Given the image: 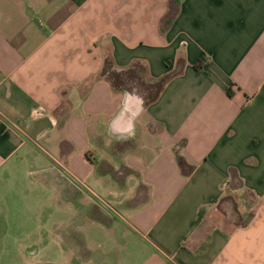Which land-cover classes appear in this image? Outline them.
Masks as SVG:
<instances>
[{
    "label": "crops",
    "instance_id": "0c3cea01",
    "mask_svg": "<svg viewBox=\"0 0 264 264\" xmlns=\"http://www.w3.org/2000/svg\"><path fill=\"white\" fill-rule=\"evenodd\" d=\"M0 264H264V0H0Z\"/></svg>",
    "mask_w": 264,
    "mask_h": 264
},
{
    "label": "clouds",
    "instance_id": "9594fccd",
    "mask_svg": "<svg viewBox=\"0 0 264 264\" xmlns=\"http://www.w3.org/2000/svg\"><path fill=\"white\" fill-rule=\"evenodd\" d=\"M145 112V100L132 91H124L118 112L107 124V134L113 140L124 142L134 139L137 124ZM55 123V121H53Z\"/></svg>",
    "mask_w": 264,
    "mask_h": 264
},
{
    "label": "rangeland",
    "instance_id": "374dc122",
    "mask_svg": "<svg viewBox=\"0 0 264 264\" xmlns=\"http://www.w3.org/2000/svg\"><path fill=\"white\" fill-rule=\"evenodd\" d=\"M248 199H251V198L248 197ZM97 202H98V201H97ZM98 203H99V202H98ZM98 205L102 206L100 203H99ZM110 213L115 214V212H109V213H107V214H108V216L110 215L112 218H115V219L117 218V219H119L120 216L117 217V216H115V215H113V214H110ZM55 224H57V223L55 222ZM50 227L54 228V229L57 231V234H59V237H60L62 228H61V227H58L57 225H52V226H50ZM50 227H48V229L46 230V234H45L44 239L47 240L48 243L52 242V243L56 246V248H57V250H56V255H57V256H58V255L60 256V255H61V249H60V247H57V246L61 244V242H60L61 240H60L59 237H57L56 233H55V236H54V238H53L52 230H51ZM48 254H50V253L46 252L45 250L42 251V252H38V254H37V259H38V260L44 259L45 257H47ZM32 255H33V254H28L29 259H34V258H35V257H33Z\"/></svg>",
    "mask_w": 264,
    "mask_h": 264
},
{
    "label": "built area",
    "instance_id": "2783aa9c",
    "mask_svg": "<svg viewBox=\"0 0 264 264\" xmlns=\"http://www.w3.org/2000/svg\"><path fill=\"white\" fill-rule=\"evenodd\" d=\"M64 170L67 172L66 169H64ZM78 183H80V185H81L83 188H85L87 192H89L90 194L94 195L95 199H96V200L102 205L103 208L108 209V210H110V211H112V212L115 211V210H113V209L111 208V206L108 205L103 199H101L100 197L96 196V195H95L90 189H88V188H87L82 182H78Z\"/></svg>",
    "mask_w": 264,
    "mask_h": 264
},
{
    "label": "trees",
    "instance_id": "16d2710c",
    "mask_svg": "<svg viewBox=\"0 0 264 264\" xmlns=\"http://www.w3.org/2000/svg\"><path fill=\"white\" fill-rule=\"evenodd\" d=\"M200 66H199V63H197V64H195L194 65V68L195 69H197V68H199ZM166 77L165 78H163V79H161L160 81H159V83H158V88H160L163 84H164V82L166 81ZM226 93H227V96H229V97H231L232 96V92H231V89L230 88H228L227 90H226Z\"/></svg>",
    "mask_w": 264,
    "mask_h": 264
}]
</instances>
